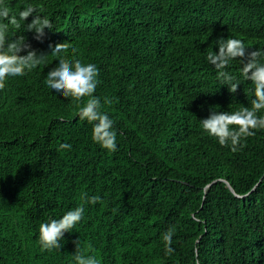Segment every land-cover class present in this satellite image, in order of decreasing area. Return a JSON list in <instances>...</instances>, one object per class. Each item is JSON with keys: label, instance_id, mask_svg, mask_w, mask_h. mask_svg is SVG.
<instances>
[{"label": "trees", "instance_id": "obj_1", "mask_svg": "<svg viewBox=\"0 0 264 264\" xmlns=\"http://www.w3.org/2000/svg\"><path fill=\"white\" fill-rule=\"evenodd\" d=\"M5 3L16 13L32 3L52 21L41 41L22 33L34 49L75 48L65 58L97 66L94 95L115 121L117 151L80 120L87 97L78 105L43 87L57 57L10 78L0 90V264H74L76 241L100 264H264V129L232 151L200 125L211 108L251 106V82L230 93L205 56L220 37L264 48V0ZM77 206L84 219L62 247L42 250L39 225Z\"/></svg>", "mask_w": 264, "mask_h": 264}, {"label": "clouds", "instance_id": "obj_2", "mask_svg": "<svg viewBox=\"0 0 264 264\" xmlns=\"http://www.w3.org/2000/svg\"><path fill=\"white\" fill-rule=\"evenodd\" d=\"M43 9L32 3H26L16 13L9 9L5 0H0V90L5 88L10 78L24 76L40 66L48 65L47 56L57 57L54 66L44 75L43 87L52 95L71 98L79 105L83 98L87 102L78 106L81 121L91 125V139L108 152L117 151V131L115 121L108 112L102 110L99 97L95 96L99 69L93 63H84L80 59H67L64 53L76 49H67L57 44L49 46L46 53L34 49L24 32L33 33V38L41 41L47 33L53 31V23L42 15ZM32 17L31 22L28 18ZM18 31L15 36H9ZM22 29V30H21ZM205 60L213 66L216 79L228 91L235 94L245 82H251L254 98L250 107L238 111H215L210 109L206 118L200 119V125L208 136L214 137L219 144H230L232 151L241 147L242 139L254 135L253 129H264V48L249 50L244 41L235 37H220L213 50L207 52ZM233 62L239 64L238 74L231 71ZM108 103V101H105ZM235 126V127H233ZM61 149L70 150L71 145L64 143ZM101 197H85V203L95 205ZM85 207L77 206L66 211L59 219L49 218L39 225L38 241L42 250L60 249L65 233L72 230L84 219ZM174 229L163 234L166 253H171ZM73 254L74 264H100L95 255H83L77 241Z\"/></svg>", "mask_w": 264, "mask_h": 264}]
</instances>
